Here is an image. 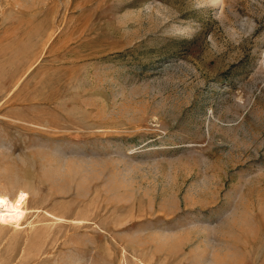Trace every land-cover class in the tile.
Returning a JSON list of instances; mask_svg holds the SVG:
<instances>
[{
	"label": "rangeland",
	"instance_id": "1",
	"mask_svg": "<svg viewBox=\"0 0 264 264\" xmlns=\"http://www.w3.org/2000/svg\"><path fill=\"white\" fill-rule=\"evenodd\" d=\"M0 192V264H264V0H0Z\"/></svg>",
	"mask_w": 264,
	"mask_h": 264
},
{
	"label": "bare ground",
	"instance_id": "2",
	"mask_svg": "<svg viewBox=\"0 0 264 264\" xmlns=\"http://www.w3.org/2000/svg\"><path fill=\"white\" fill-rule=\"evenodd\" d=\"M24 191H21L17 196L18 201H23ZM21 209L18 208L11 199L3 192H0V223L8 224L17 221L21 216Z\"/></svg>",
	"mask_w": 264,
	"mask_h": 264
}]
</instances>
